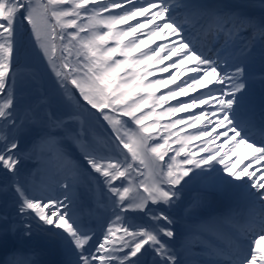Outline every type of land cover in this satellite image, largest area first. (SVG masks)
Listing matches in <instances>:
<instances>
[{
	"label": "snow or ice",
	"instance_id": "obj_1",
	"mask_svg": "<svg viewBox=\"0 0 264 264\" xmlns=\"http://www.w3.org/2000/svg\"><path fill=\"white\" fill-rule=\"evenodd\" d=\"M25 22L65 103H83L110 127L111 142L103 149L84 142L82 127H72L83 123L79 111L58 114L44 107L22 118L15 88ZM253 24L242 13L179 0H0V195H11L15 213L14 219L0 214V234L16 233L18 225L27 240L41 234L60 257L50 264H182L173 210L195 187L190 208L209 195L259 206L224 264H264V96L258 109L251 65L229 52L227 41L215 50L204 43L213 33L239 37L244 25ZM258 30L264 39V19ZM171 57L175 62L156 67ZM170 69L184 71L148 81ZM259 80L264 92V73ZM162 88L168 90L157 96ZM33 118L40 130L31 151L45 157L54 183L40 179V161L36 171L24 173L23 129ZM65 140L80 146L88 175L107 192L103 225L77 196L82 172ZM241 145L250 149L246 164ZM5 264L37 262L14 253Z\"/></svg>",
	"mask_w": 264,
	"mask_h": 264
},
{
	"label": "rangeland",
	"instance_id": "obj_2",
	"mask_svg": "<svg viewBox=\"0 0 264 264\" xmlns=\"http://www.w3.org/2000/svg\"><path fill=\"white\" fill-rule=\"evenodd\" d=\"M187 1L188 0H179V2H185V3ZM192 2H194V1H192ZM254 3L256 4V10H259V12L261 13V11L259 9L260 5H258V3L261 4V6H262V0H254ZM196 5H202V2H199ZM230 5L235 6L237 8L241 7V5L238 3H232ZM143 19H144L143 17L137 18V20H139L141 22L143 21ZM130 23L134 24V23H136V21H132ZM120 27H125V26H120ZM142 31L145 32V30H142ZM243 31L244 30L241 29L242 35L238 37L239 40L242 39V36L244 35ZM233 37L236 38V36H233ZM233 37L228 38V40L230 39L231 41H233V39H235ZM145 38H146V35L141 36V39H145ZM152 44H156V41H155V43H152ZM152 44H149V45L151 46ZM142 50L147 51V48H144ZM162 54L164 55L165 53H162ZM135 55L137 57H139L138 53ZM175 60L176 59H173V57H171L167 62H164L160 65H157L156 67L157 68L162 67L163 65H166L168 63L175 62ZM182 71L183 70H181V72ZM171 73H172V70L170 69L168 73H159L158 71H156V72H154L153 75L159 74V76H158L159 79H166L167 76ZM153 75H152L153 78H150L148 81L156 79ZM185 76H186V74H185ZM185 76H182L181 78L185 79ZM53 80H54V77L52 76V74H51L49 68L47 67V64L44 61V59L42 58V56L39 55L38 49H37L35 43L33 42V38L31 35L30 28L27 25V23L25 22L24 26L21 29L19 64H18V71L16 73V88H15V95H16L17 100L19 101L18 110L20 111L22 118L30 115L28 113L29 109L40 110V109H43L44 107H46L47 110H49V111L55 110V111H57L58 114H63V112H65V111H79L80 113H82L81 119H82L83 123L81 125L80 122H73L72 127L74 129H77V130L81 129V127L83 128L84 142L86 144L92 145L93 142H91V143L87 142V138L89 136L90 137L98 136L99 137V140H98V145H99L98 148L99 149H103L106 145H109L111 142V131H110V127L107 125V123L101 120L106 126L103 128L97 121L99 118L97 116H93L91 114V112L86 110L85 109L86 106H84L83 103H81L78 106L67 105L65 103V101L63 100L58 89L54 86ZM148 81H146V82H148ZM174 87L175 86L171 85V84L168 86V88H173V89H174ZM168 88L160 89L156 93V95L164 94L168 90ZM191 93H194V92H191ZM45 98L47 99L46 105L42 104V101L45 100ZM77 99H79L78 96H77ZM188 114L189 113L186 112L183 114V116H186ZM164 123H165V121H164ZM129 127H132V125L130 124ZM39 130H40V125L35 122L34 118L29 119L28 125L23 129V141L22 142L24 143V145H28L30 147V152H26V159L24 162H26V163H29V162L37 163L38 161H40L41 162L40 166L42 165L47 169L45 160L41 159L38 156L39 153L38 152L34 153L31 151V148L33 145V143H31L32 138H33V136L37 135V132ZM56 134H60V133L57 132ZM181 135H183V134L181 133ZM65 142L70 143V144H75L69 140H65ZM159 142H162V141H159ZM174 145L175 144H173V146ZM77 149L80 151V156L83 158V156L81 154V149L80 148H77ZM177 160H178V158H177ZM240 160H242V159H240ZM84 167L87 168V165H85ZM0 179H3V177H0ZM87 180H89V179H87ZM11 204H13V199L10 195L7 197L0 195V210L1 211L5 212L7 215L13 214L14 213V205H11ZM180 204L181 203H178L177 205H180ZM180 207H182V209L184 211L186 208V205L185 204L180 205ZM173 214L176 216V218L178 216H180V214H177V213H173ZM19 229L20 228H18V231L16 233H8L6 235L0 234V241L5 242L4 240L6 238H8L7 242H5L4 244H0V245H4L5 248H7V250H10L11 247L8 246V243H9V245H12L13 241H16V242L22 243V244H26V243L37 244V243H39L45 249L48 248L47 241L45 240V238L41 234L34 233L33 238L31 240H27L24 238L22 231H19ZM47 256L49 257L50 254H47ZM34 257H35V259H37V261H36L37 264H43L42 259H40L38 256H34ZM53 260L54 259L52 257H50V262Z\"/></svg>",
	"mask_w": 264,
	"mask_h": 264
},
{
	"label": "bare ground",
	"instance_id": "obj_3",
	"mask_svg": "<svg viewBox=\"0 0 264 264\" xmlns=\"http://www.w3.org/2000/svg\"><path fill=\"white\" fill-rule=\"evenodd\" d=\"M210 1L214 3V2H216L218 0H210ZM230 1L241 4L242 8L239 11V13H244V14H246L247 17H250L251 15H254V13L256 11V4L254 3L253 0H230ZM258 5H260L259 9H260L261 13H258L256 16H254L255 18L251 16L252 17L251 19L253 21H256V20H260L261 21L262 19H264L263 18L264 6H261V4H259V3H258ZM216 8L224 9L225 6L220 4ZM224 11L228 12L229 8H225ZM149 27H151V25ZM255 28L258 29V26L255 27ZM146 31L147 30H145V32ZM171 39L172 38L169 37V40H171ZM160 42L161 41L157 40L156 44H152L151 46L149 45L148 47L155 48ZM211 44H221V41L220 40L218 41V38H216L215 40H213L211 42ZM238 44H239V41H236V40H235L234 44H230V43L227 44V50L229 52H231L238 59H246L251 65V70H252L253 76L257 79L258 78V75H257L258 72L255 71L256 60H257V58H255V55L257 53L256 52H251V53H249V55L246 54V56H242L241 55V50L246 48V47H243V45H238ZM234 46H236V47L234 48ZM254 51H257V47L254 49ZM260 53H261L260 57H262L263 56L262 55L263 52L261 51ZM160 55H163V54L161 53ZM175 58L176 57H173V59H175ZM167 61L168 60H166L164 62H167ZM168 64H166V65H168ZM166 65H163L162 67H165ZM187 67H189V66H187ZM171 70H172V72H175V74L177 76L180 75L181 70L184 71V69H179V70L171 69ZM190 75H192L191 72L186 73V76H190ZM153 76L155 78H157L159 76V74H155ZM180 79L183 80V78H180ZM256 79H255V81H256ZM177 82L180 83V80H177ZM200 91H201V89H200ZM189 95L191 96V93H189ZM178 98H184V97H178ZM185 98H188V97H185ZM256 102H257V107L259 109V105H260L261 101H256ZM167 107H168L167 104L163 105V109H166ZM160 110H162V109H157V111H160ZM194 110H196L197 113H198L200 109L197 108V109H194ZM190 111H193V110H190ZM177 117H178V115L176 114V116L170 117L168 119L169 120L170 119L174 120ZM161 121L163 122V120H161ZM206 122L207 121H205V123ZM181 127H183V126H181ZM189 130L191 131V133L193 132V129H189ZM219 131H221V129H217V132H219ZM213 135H215V133H213ZM229 135H231V133H229ZM221 138H224V137H221ZM199 143H200L199 141H194L193 142V144H196V145H198ZM216 143L217 144H221L220 140H218ZM227 146H229V145H227ZM243 147L244 146H240L239 155L243 156V157H247L248 154H246V153L249 152L250 149H247L246 147H244V151H243V149H242ZM194 150H196V149L194 148ZM172 154H173L172 152L169 153V155H172ZM221 155H223V153H221ZM70 158H71V155H70ZM231 159L234 160L232 157H231ZM243 163L246 164L245 162H243ZM239 166L243 167V164H240ZM40 179L42 180V178H40ZM46 181L51 183L49 178H47ZM80 181H82L81 180V176L79 178L78 188L76 189L77 196L84 204H86V205L91 207L92 212H93L92 219L95 221L97 226H100L103 223L104 219L106 218V216L108 214V209L106 207L107 202H108L107 201V192L104 189L103 184L102 183H97L96 179H94L93 180V184H92V199H91L90 202L83 201L82 198H81V192H80ZM117 183L119 184V182H117ZM83 192H84V190H83ZM195 193H196L195 189H193V188L190 189L188 194L186 195L185 199L186 200H190L192 198V196L195 195ZM228 202H234L235 206H237V205H246L243 200H240V201L232 200V201H228ZM213 204H214V201H213L211 195H209L207 200L200 207H198V208H190V207H188L187 208V212L184 214V218H181L179 220V224H178L179 234H178V237H177V246L180 248V258H181V260L183 262L182 264H204V263L196 262V261L193 260V258H196L198 256V254H199V249H197V247L191 246L192 243L197 240L196 236L194 235V232L196 230H198V229L206 230L207 235H209L210 237H211L212 233L213 234H221L222 233L221 228L215 224L213 219H208L207 217L204 216V217L201 218V220L195 222V221H192V220L187 218L188 216H190L192 214H201L202 211L205 210V208L211 207ZM247 209H248V211H250V208H247ZM247 209H245V210H247ZM240 211H241V213H244L243 209H240ZM177 212H178V210H177ZM229 218H230L229 215H227V214L224 215V219L228 220ZM214 251H215V253L217 252V250H214ZM22 255L23 254H21V257H22ZM59 258L60 257L57 256L55 258V260L59 259ZM213 261H215V259ZM205 263H208V262H205Z\"/></svg>",
	"mask_w": 264,
	"mask_h": 264
}]
</instances>
